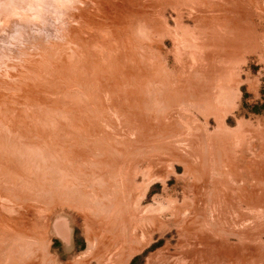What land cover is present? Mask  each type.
Listing matches in <instances>:
<instances>
[{"label":"rangeland","instance_id":"obj_1","mask_svg":"<svg viewBox=\"0 0 264 264\" xmlns=\"http://www.w3.org/2000/svg\"><path fill=\"white\" fill-rule=\"evenodd\" d=\"M0 264H264V0H0Z\"/></svg>","mask_w":264,"mask_h":264}]
</instances>
